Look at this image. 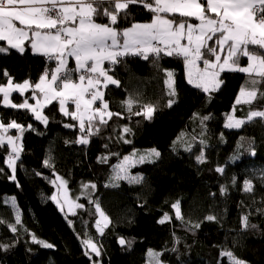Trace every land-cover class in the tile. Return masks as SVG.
I'll return each mask as SVG.
<instances>
[{
  "label": "trees",
  "instance_id": "obj_1",
  "mask_svg": "<svg viewBox=\"0 0 264 264\" xmlns=\"http://www.w3.org/2000/svg\"><path fill=\"white\" fill-rule=\"evenodd\" d=\"M104 8L111 11L113 5H99L100 12ZM153 15L142 4H130L115 27L147 23ZM96 22L109 20L98 14ZM0 47L8 48L0 53V86L9 78L34 85L46 69L55 68V60L34 54L28 42L22 53L5 42ZM240 63L245 66L247 59L241 57ZM105 69L120 81L104 88L108 110L119 115L105 116L106 124L94 121L87 144L77 142L87 123L81 132L58 101L43 109L45 123L28 109L3 105L0 93V121L23 126L22 133L7 132L19 136L22 146L14 173L7 163L11 146L0 147V245L6 246L0 247V264H229L224 251L246 264H264V118L248 119L251 111H264V82L252 103L237 104L241 88L251 87L241 72L222 73L219 90L206 93L187 82L185 62L177 56L130 55ZM168 71L174 73L175 96L168 94ZM31 94L14 92L12 101H31ZM130 97L137 101L131 111L124 103ZM143 105L155 107L151 119L134 114ZM231 115L245 121L240 128L226 127ZM125 127L131 131L125 133ZM146 149L160 156L131 168V176L142 177L139 182L115 177L125 156ZM57 176L83 207L61 210L51 199ZM246 180L252 182L250 192L244 189ZM177 201L183 219L172 208ZM97 203L109 219L102 234L96 227ZM165 214L171 219L160 223ZM33 236L53 247L34 242ZM86 240L96 244L99 256ZM150 250L158 257L148 256Z\"/></svg>",
  "mask_w": 264,
  "mask_h": 264
},
{
  "label": "snow or ice",
  "instance_id": "obj_2",
  "mask_svg": "<svg viewBox=\"0 0 264 264\" xmlns=\"http://www.w3.org/2000/svg\"><path fill=\"white\" fill-rule=\"evenodd\" d=\"M102 3H111L112 10L104 8L100 12L99 5ZM137 3L154 14L151 21L134 23L123 30L115 27L120 13L127 10L130 4ZM98 14L106 16L109 23L96 22ZM192 20L197 22L192 23ZM0 41L21 53L25 50V42H28L33 52L57 61V67L50 78L45 72L34 85L29 81L13 84L9 78L6 86H0L4 104L12 108L28 109L36 119L46 123L47 117L41 115V110L52 101H58L63 114L78 121L81 132L85 131L87 123L86 135L77 141L83 144H87V136L93 134L94 121L106 124L105 116L111 119L113 115H119L109 111V105L104 100L102 88H107L109 84H120L119 80L108 74L110 69L104 67L106 61L114 65L120 62V58L128 55L142 56L145 60L149 55L154 59H159L161 55L181 57L187 69V82L206 93L219 90L223 83L220 79L222 72L245 73L250 78L251 87L241 88L237 104L252 103L257 98V85L264 82V0H0ZM7 51L8 48L0 47V53ZM206 54L211 58H206ZM241 57L247 59L245 66L240 63ZM69 58L75 61L74 69L68 68ZM73 73L79 75L73 79ZM167 76L168 94L175 96L174 73L168 71ZM29 88L34 93L38 91L42 94L43 102L37 99L35 105L29 104L27 100L20 104L11 103V92L23 93ZM260 94L264 96V93ZM97 101H100V107H94ZM69 102L74 105L75 110L72 112L66 108ZM124 103L131 111L137 101L130 97ZM172 103L174 101L169 100L168 106L171 107ZM154 111L153 105H143V110L134 114L151 119ZM254 117L264 118V111H251L248 119ZM228 119L226 126L230 128H238L245 122L232 116ZM9 129L22 133L23 126L16 121L7 125L0 122V147L5 143L11 146L12 154L8 156L7 163L14 173L15 161L19 159L20 151L15 142L20 137L7 135ZM123 131L128 133L131 129L125 127ZM153 156L159 157L160 153L151 149L139 156L135 162L143 163ZM131 159L124 157L126 162ZM198 159L202 160V157ZM217 171L222 172L223 169ZM116 178H121L119 173ZM122 178L129 177L125 175ZM131 179L139 182L142 177ZM56 180L60 181L61 186L67 184L59 176ZM56 180L52 183L56 184ZM91 187L95 188V185ZM244 189L252 191V182L246 180ZM51 199L57 198L53 196ZM12 202L15 203L14 198ZM68 205L71 210L72 202L69 201ZM75 207L83 205L76 204ZM172 208L176 218L183 219L179 201ZM96 210L106 227L109 220L98 203ZM169 219L171 218L168 214H165L159 222L164 223ZM206 219L214 220L215 217L207 216ZM19 222L20 217L17 214L16 223ZM242 226L249 227L246 216L243 217ZM10 227L13 232L16 231L15 226ZM195 227H199V224ZM97 228L102 234L100 220L97 221ZM33 241L46 248L53 247L45 241L37 240L35 236ZM84 243L96 256L100 255L95 243L91 240ZM120 243L125 241L121 239ZM153 255L158 257L159 254ZM222 255L228 257L229 264H246L231 251H224Z\"/></svg>",
  "mask_w": 264,
  "mask_h": 264
},
{
  "label": "rangeland",
  "instance_id": "obj_3",
  "mask_svg": "<svg viewBox=\"0 0 264 264\" xmlns=\"http://www.w3.org/2000/svg\"><path fill=\"white\" fill-rule=\"evenodd\" d=\"M95 105H96V106L99 105V107H100L99 101H97ZM231 116H232L234 119H238V118H236L234 115H231ZM0 122H1V121H0ZM228 123H229V119L227 120L226 125H227ZM241 126H242V125H241ZM241 126H240V127H241ZM226 127H227V126H226ZM240 127H238V128H240ZM227 128H230V127H227ZM234 128H236V127H231L230 129H234ZM15 143L17 144L18 148L21 147L20 139L17 140ZM150 151H151V149L135 151V152H134V153H135V157H133V154L127 156V157L132 158L131 161H129V162H126V161L124 160V158H123V160L121 161V163H119V164L115 167V169H114L115 177H117V173H119V175H120L121 178L124 177L125 175L129 177L128 179H131V177H138V176H131V175H130V170H131V168H133L134 166L140 164V163H136V162H135V160H136L139 156L144 155V154H146V153H148V152H150ZM11 154H12V152H11ZM125 157H126V156H125ZM155 158H156V157L153 156V157H151L150 159H148V160H146V161H152V160H154ZM118 166H122V167H118ZM122 179H125V178H122ZM55 188H56V191H55L54 196H56V198H57L56 200H54L55 203L60 207L61 210H65V209H68V210H69L68 202L70 201V202H72V205H73L72 209L70 210V211H72V210L75 208L76 200L73 199V198L70 196V194H69V192H68V189H67V186H61L60 181H59V180H56ZM98 220H100V226H101V228H102L103 231H104V230L106 229V227L108 226L109 223H107V226L105 227V226H104V221L100 218L99 213H98ZM98 220H97V221H98ZM108 220H109V219H108ZM96 227H97V223H96ZM97 229H98V228H97ZM98 231L100 232L99 229H98ZM100 233H101V232H100ZM153 254H156V251L150 250V251L148 252V256H154ZM149 264H163V263L156 261V262H153V263L151 262V263H149Z\"/></svg>",
  "mask_w": 264,
  "mask_h": 264
},
{
  "label": "crops",
  "instance_id": "obj_4",
  "mask_svg": "<svg viewBox=\"0 0 264 264\" xmlns=\"http://www.w3.org/2000/svg\"><path fill=\"white\" fill-rule=\"evenodd\" d=\"M202 2H203V0H202ZM192 23H196L197 21H191ZM1 42H3V41H1ZM6 43V42H5ZM27 42H25V44H26ZM25 44H24V48H25ZM16 50V49H15ZM32 52H33V50H32ZM34 54H37V55H41V54H38V53H35V52H33ZM42 56H44V55H42ZM128 56H130V55H128ZM125 57H127V56H125ZM206 58H211L210 56H208L207 54H206ZM56 62V65H55V68L57 67V61H55ZM109 63L106 61L105 62V64H104V67H106V65H108ZM75 68V61H74V59L73 58H69V60H68V68ZM201 67H203V64L201 63ZM55 68L53 69V71L55 70ZM52 71V72H53ZM225 72H236V71H225ZM222 73H224V72H222ZM221 73V74H222ZM51 74L52 73H49V78H50V76H51ZM185 74H186V78H187V69H186V65H185ZM243 74H245V73H243ZM247 75V74H246ZM220 77H221V75H220ZM192 85V84H191ZM194 86V85H193ZM32 91V94H31V101H27L29 104H33V105H35L36 104V100L37 99H40L41 100V102H43V97H42V94H40L38 91H36L35 93H34V91H33V89L32 88H29V89H27V90H25L23 93H21V94H24V93H26L27 91ZM102 90H103V92H104V88H102ZM14 92H17V91H13V92H11V94H10V96H9V99H10V101H11V103H14L13 101H12V94L14 93ZM213 92V91H212ZM18 93H20V92H18ZM207 93H209V92H207ZM52 102H54V101H52ZM51 102V103H52ZM50 103V104H51ZM15 104V103H14ZM99 104H100V106H101V103H100V101H99ZM3 105H5L4 104V102H3ZM47 105H49V104H47ZM46 105V106H47ZM6 106V105H5ZM46 106H44L43 107V109L46 107ZM10 107V106H9ZM94 107H99V105L98 106H96V105H94ZM66 108H67V110L69 111V112H72V111H74L75 109H74V105L71 103V102H69L67 105H66ZM43 109L41 110V114H42V112H43Z\"/></svg>",
  "mask_w": 264,
  "mask_h": 264
},
{
  "label": "built area",
  "instance_id": "obj_5",
  "mask_svg": "<svg viewBox=\"0 0 264 264\" xmlns=\"http://www.w3.org/2000/svg\"><path fill=\"white\" fill-rule=\"evenodd\" d=\"M48 61H50V59L48 58L47 59ZM45 72H47L48 74H49V71L46 69L44 72H43V74L42 75H44L45 74ZM79 75V73L76 75V77Z\"/></svg>",
  "mask_w": 264,
  "mask_h": 264
}]
</instances>
